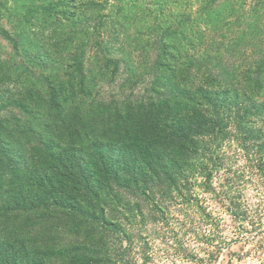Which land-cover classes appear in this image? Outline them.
I'll return each mask as SVG.
<instances>
[{
	"label": "rangeland",
	"instance_id": "1",
	"mask_svg": "<svg viewBox=\"0 0 264 264\" xmlns=\"http://www.w3.org/2000/svg\"><path fill=\"white\" fill-rule=\"evenodd\" d=\"M191 115L216 144L126 170ZM82 254L264 264V0H0V264Z\"/></svg>",
	"mask_w": 264,
	"mask_h": 264
},
{
	"label": "trees",
	"instance_id": "2",
	"mask_svg": "<svg viewBox=\"0 0 264 264\" xmlns=\"http://www.w3.org/2000/svg\"><path fill=\"white\" fill-rule=\"evenodd\" d=\"M209 116H212L213 120L216 122L207 119ZM222 121V115H191L190 117H182L173 126L166 127L160 135L148 137V140H144L147 141V143L156 142L155 145L157 146L147 149V153L151 157V162L148 166L136 164V159L131 157L129 160L131 164L127 165L126 170L134 177L141 175L143 177L151 176L155 179H159V176H170V169L172 167L184 165L187 162L190 157V151H195L206 145H214L219 141V136L211 134L209 127H211L213 123L219 125ZM218 130L224 132V125H220V129ZM122 156L126 158L125 153ZM73 162L74 161H72L71 164ZM71 164L67 166L71 168ZM79 168L81 169V166ZM135 170H138V174L135 173ZM36 176L37 175L32 172L27 178L31 179V181H29V186L32 187L33 191L37 192V194L31 193V196L34 197L36 206L40 207L42 204V198H40L41 189L45 190L48 187V199L56 197L57 193L53 185L49 184L47 179L48 174L45 173L42 178ZM24 184L25 183L21 184L20 189ZM73 203L78 205V201H73ZM75 261H77V264H89V262L86 263L87 261L84 258V254H82L80 259L76 258Z\"/></svg>",
	"mask_w": 264,
	"mask_h": 264
}]
</instances>
